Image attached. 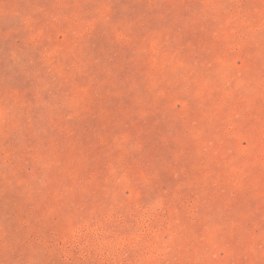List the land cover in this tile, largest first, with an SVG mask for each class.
Instances as JSON below:
<instances>
[{"label":"rangeland","instance_id":"obj_1","mask_svg":"<svg viewBox=\"0 0 264 264\" xmlns=\"http://www.w3.org/2000/svg\"><path fill=\"white\" fill-rule=\"evenodd\" d=\"M0 264H264V0H0Z\"/></svg>","mask_w":264,"mask_h":264}]
</instances>
